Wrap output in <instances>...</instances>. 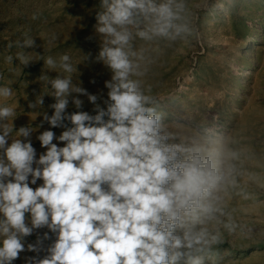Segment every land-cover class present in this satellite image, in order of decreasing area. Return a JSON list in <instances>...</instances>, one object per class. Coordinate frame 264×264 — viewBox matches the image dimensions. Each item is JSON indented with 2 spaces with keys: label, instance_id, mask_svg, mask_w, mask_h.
Wrapping results in <instances>:
<instances>
[{
  "label": "clouds",
  "instance_id": "obj_1",
  "mask_svg": "<svg viewBox=\"0 0 264 264\" xmlns=\"http://www.w3.org/2000/svg\"><path fill=\"white\" fill-rule=\"evenodd\" d=\"M189 16V0H101L95 61L111 73L105 107L73 82L78 64L70 55L44 59L50 71L66 75L39 77L50 89L28 107H41L45 95L55 102L51 116L38 112L33 120L42 115L38 127L65 121L72 127L58 138L43 131L37 139L47 151L39 159L30 139L36 129L14 131L16 109L0 106V264H13L25 251L24 239L43 228L56 239L43 258L29 257L26 264H217L225 233L243 230L232 206L236 197L249 199L243 150L213 127L187 132L167 123L160 99L143 80L162 43L188 42L194 31ZM34 46L31 37L23 41ZM16 59L31 60L22 51ZM5 61L12 64L13 56ZM13 94L0 86V98ZM79 95L95 115L80 110ZM38 179L43 183L30 187ZM41 244L38 238L27 251L39 253Z\"/></svg>",
  "mask_w": 264,
  "mask_h": 264
},
{
  "label": "rangeland",
  "instance_id": "obj_2",
  "mask_svg": "<svg viewBox=\"0 0 264 264\" xmlns=\"http://www.w3.org/2000/svg\"><path fill=\"white\" fill-rule=\"evenodd\" d=\"M100 3L101 0H0V86L14 89L12 97L0 98V106L16 109L14 131L22 126L36 129L30 137L36 159L47 151L37 139L43 131L51 130L58 138L72 127L68 121L62 127L53 128L46 122L38 127L42 115L33 120L38 112L51 116L53 109L49 106L55 102L45 95L41 107H28L50 89L39 77L66 75L59 69L50 71L44 59L70 55L73 64H78L73 82H80L88 93L98 95L97 103L105 107L103 100L108 90L104 85L111 73L95 61L99 39L94 26ZM189 6L193 34L187 43L178 42L172 47L162 43L158 52H152L154 62L143 80L160 99L167 123L180 124L187 132L213 127L232 135L235 147L243 150L249 174L244 186L249 199L236 197L232 201L243 230L233 236L225 233L227 242L220 246L217 264H264V0H189ZM28 37L35 41L32 48L23 47ZM141 43L137 41V46ZM21 51L31 59L27 65L16 59V53ZM8 55L13 56L12 64L5 61ZM83 55L88 59L83 61ZM78 98L83 101L80 110L96 114L86 96ZM67 111H77L71 98ZM53 143L64 146L55 138ZM42 183L38 179L30 187L35 189ZM46 232L48 239L43 238ZM38 238L42 240L41 251H27V245L36 244ZM55 239L47 228L34 230L24 239L25 251L13 264H26L29 257L43 258Z\"/></svg>",
  "mask_w": 264,
  "mask_h": 264
}]
</instances>
